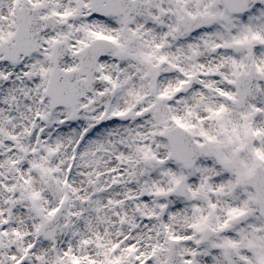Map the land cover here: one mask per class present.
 Masks as SVG:
<instances>
[{
	"label": "snow or ice",
	"instance_id": "snow-or-ice-1",
	"mask_svg": "<svg viewBox=\"0 0 264 264\" xmlns=\"http://www.w3.org/2000/svg\"><path fill=\"white\" fill-rule=\"evenodd\" d=\"M0 264H264V0H0Z\"/></svg>",
	"mask_w": 264,
	"mask_h": 264
}]
</instances>
